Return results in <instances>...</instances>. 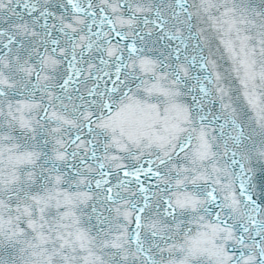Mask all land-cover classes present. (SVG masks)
<instances>
[{
    "label": "snow or ice",
    "instance_id": "1",
    "mask_svg": "<svg viewBox=\"0 0 264 264\" xmlns=\"http://www.w3.org/2000/svg\"><path fill=\"white\" fill-rule=\"evenodd\" d=\"M0 264H264V0H0Z\"/></svg>",
    "mask_w": 264,
    "mask_h": 264
}]
</instances>
